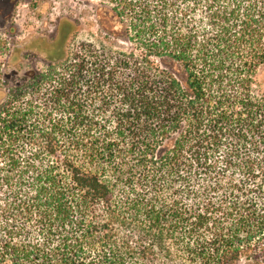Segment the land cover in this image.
I'll return each mask as SVG.
<instances>
[{"label": "trees", "instance_id": "obj_1", "mask_svg": "<svg viewBox=\"0 0 264 264\" xmlns=\"http://www.w3.org/2000/svg\"><path fill=\"white\" fill-rule=\"evenodd\" d=\"M103 2L0 106V264H264V0Z\"/></svg>", "mask_w": 264, "mask_h": 264}, {"label": "flooded vegetation", "instance_id": "obj_2", "mask_svg": "<svg viewBox=\"0 0 264 264\" xmlns=\"http://www.w3.org/2000/svg\"><path fill=\"white\" fill-rule=\"evenodd\" d=\"M0 0V106L10 90L29 80L37 64H56L69 54L78 23L68 14L50 19L45 0H28L40 24L22 33L15 23L22 0ZM47 10V11H46Z\"/></svg>", "mask_w": 264, "mask_h": 264}, {"label": "rangeland", "instance_id": "obj_3", "mask_svg": "<svg viewBox=\"0 0 264 264\" xmlns=\"http://www.w3.org/2000/svg\"><path fill=\"white\" fill-rule=\"evenodd\" d=\"M31 1V0H30ZM46 8L49 11L48 17L55 21L60 15L68 14L76 19L78 29L70 43L69 54L74 51L81 40L86 38H94L100 34V22L105 21L110 26H115L116 20L111 13L107 12L108 6L103 0H45ZM7 5L10 1H6ZM46 10V11H47ZM40 16H37L32 7L29 6L28 0H22L19 3L18 14L16 15L15 23L22 29V33L30 30L36 24H40ZM123 46L129 44L124 40H118ZM50 64L40 62L37 64V70L45 69ZM259 81L264 85V67L258 74ZM15 88H12V92Z\"/></svg>", "mask_w": 264, "mask_h": 264}]
</instances>
